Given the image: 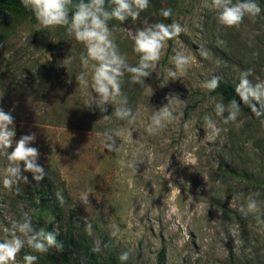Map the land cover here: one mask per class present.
I'll return each instance as SVG.
<instances>
[{
	"label": "rangeland",
	"instance_id": "obj_1",
	"mask_svg": "<svg viewBox=\"0 0 264 264\" xmlns=\"http://www.w3.org/2000/svg\"><path fill=\"white\" fill-rule=\"evenodd\" d=\"M203 3L149 0L137 21H109L115 43L131 66L137 65L139 55L130 31L173 20L186 29L167 42L145 84L134 83L130 73L122 77L121 91L135 116L131 123L117 119L114 105H107L104 113L95 105L87 107L95 94L75 79L88 73L80 62L86 48L65 27L38 30L35 18L29 19L2 42L0 107L14 117V140L36 134L31 146L39 149L38 163L47 175L36 184L24 172L28 184L20 181L19 192L5 189L7 161L0 155V241L8 236L6 227L25 217L35 228L59 234L67 229L72 208L76 217L91 224L95 250L106 258L95 225L101 227L119 264H159L163 248V264H264V226L257 224L256 214L245 217L238 210L250 193L259 192L258 214L264 219V125L244 109L237 121L224 125L214 113V100L222 98H206L209 91L202 87L213 76L236 85L246 69L253 70V83L264 81V11L254 20L245 17L239 28H227ZM257 3L264 9V0ZM167 8L173 15L165 19L160 10ZM174 49L183 50L192 63L183 76L170 80ZM86 78L90 83V73ZM168 93L178 94L184 103L172 124L149 135L150 117L167 103ZM105 115L109 119H102ZM205 115L221 128L214 139L206 135ZM116 130H123L115 141L119 151H109L104 137ZM88 189L90 205L85 206L80 195ZM57 192L68 202L61 206ZM125 251L129 258L121 261ZM26 254L36 255V264H75L77 257L55 248L36 253L25 246L17 264H24Z\"/></svg>",
	"mask_w": 264,
	"mask_h": 264
},
{
	"label": "clouds",
	"instance_id": "obj_2",
	"mask_svg": "<svg viewBox=\"0 0 264 264\" xmlns=\"http://www.w3.org/2000/svg\"><path fill=\"white\" fill-rule=\"evenodd\" d=\"M20 2L33 14L38 30L65 27L68 35L73 36L77 42L85 46L86 54L81 55L80 62L90 73L91 82L89 83L86 78L88 73L85 72L75 79L82 88L90 87L91 93L95 94L93 95L94 103L87 104V107L91 108L95 105L101 113H104L107 111V105H114V114L117 119L127 120L129 123L135 120V116L132 109L128 107L127 97L122 94V77L125 73H130L134 83L145 84V78L149 77L161 60L167 42L186 31L185 27L175 20L170 24L155 23L138 27L134 32L130 31L133 51L139 55L137 65L131 66L115 43L109 21L116 20L121 24L129 18L137 21L141 12L150 6L149 0H20ZM202 7L215 11L218 24L227 28H239L245 17L254 20L264 11L257 0H235V2L234 0H204ZM160 15L168 19L173 15V11L171 8L161 9ZM173 51L175 54L171 57V61L175 71L169 70L170 80L183 76L192 63L191 57L183 50L174 49ZM201 56L207 58L206 52L202 51ZM253 74L252 69L242 70L239 73L235 86L239 102L232 99L226 105L223 100H214L215 116L224 125L237 121L242 111L241 103L250 108L264 125V81L257 78V82L253 83L250 79ZM220 79L219 76H213L204 81L202 87L209 92H214L220 86ZM165 100L167 103L156 109L150 117L146 127L149 135H156L172 124L176 120L175 112L184 103L176 93H168ZM102 119L107 120L109 117L105 115ZM203 119L206 135L209 139H214L220 134L221 128L211 116L205 115ZM184 127H189V123L186 122ZM122 134L123 130H116L114 134L106 133L104 147L109 151H119L115 141L116 137ZM15 136L14 117L11 112H6L0 107V155L6 157L7 161L2 183L5 189L19 192L20 181L29 183L28 177L22 173H31L32 179L39 184L45 179L47 172L45 167L38 163L39 149L31 146L36 140V134L22 135L19 140H14ZM135 165L136 163H132L129 166L135 168ZM91 192L92 189H88L80 195V201L85 206L90 205ZM257 196L259 192L250 193L246 205H241L238 210L245 217L256 214L257 224L264 226V219H261L258 214ZM55 200L61 206L65 202L60 192L55 194ZM85 230L91 234V224H88ZM4 232L8 236L0 241V264H17V256L25 246L32 252L41 254L47 253L52 248L63 249V244L58 241L56 232L35 228L29 217H25L23 222L14 223L11 228L6 227ZM112 235H117V232L114 231ZM128 258L129 253L126 251L119 255L121 261H127ZM37 260L38 257L33 254H26L23 257L24 264H36Z\"/></svg>",
	"mask_w": 264,
	"mask_h": 264
},
{
	"label": "trees",
	"instance_id": "obj_3",
	"mask_svg": "<svg viewBox=\"0 0 264 264\" xmlns=\"http://www.w3.org/2000/svg\"><path fill=\"white\" fill-rule=\"evenodd\" d=\"M34 19L33 14L26 10L20 0H0V46L4 40L11 37L18 30L19 26L26 20ZM235 84L229 81H221L220 86L214 92H209L205 95L206 98L213 99L216 97L222 98L223 102L227 103L236 99L239 102V97L235 93ZM241 109L251 111L250 108L241 103ZM17 130V126L15 127ZM243 179H250L247 175H240ZM68 202V198L64 197ZM68 204V203H67ZM69 205V204H68ZM71 211V218L67 223V229L60 232L57 235L58 241L63 244V249L59 250L67 251L76 254L75 264H119V260L116 257L115 249L109 241L104 238V232L101 227L95 225L96 231H98L101 237L106 251V258H102L95 250L94 239L92 234L86 232L87 221L76 217V214ZM166 254V248H163L159 254V264L164 263ZM233 260V253L230 255ZM232 264H235L232 261Z\"/></svg>",
	"mask_w": 264,
	"mask_h": 264
}]
</instances>
